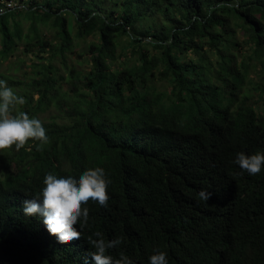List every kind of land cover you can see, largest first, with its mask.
I'll list each match as a JSON object with an SVG mask.
<instances>
[{
	"label": "trees",
	"instance_id": "trees-1",
	"mask_svg": "<svg viewBox=\"0 0 264 264\" xmlns=\"http://www.w3.org/2000/svg\"><path fill=\"white\" fill-rule=\"evenodd\" d=\"M9 1L20 7L0 12V79L25 100L10 114L35 116L49 139L0 151V264H93V232L119 237L107 253L134 264L154 250L168 264H264V167L233 163L264 153V0H0V10ZM90 167L104 169L109 198L82 205L80 238L58 241L22 213L45 173Z\"/></svg>",
	"mask_w": 264,
	"mask_h": 264
},
{
	"label": "clouds",
	"instance_id": "clouds-1",
	"mask_svg": "<svg viewBox=\"0 0 264 264\" xmlns=\"http://www.w3.org/2000/svg\"><path fill=\"white\" fill-rule=\"evenodd\" d=\"M24 103V97L17 95L5 80L0 79V151L13 145L19 150L29 139L38 141L37 150L47 143L49 138L38 118L30 117L23 111L10 114L15 106ZM233 163L242 172L255 175L264 167V153L238 152ZM107 185L105 171L101 167L86 168L78 175L45 173L38 194L24 199L21 211L25 216L41 218L44 226L55 234L58 241L78 239L88 220V208L82 205L92 200L100 206H106L109 198ZM197 195L206 202L212 193L201 189ZM74 225H78L79 230ZM86 242L92 249L88 255L93 264H134L123 252L117 258L107 253L108 249L121 244L119 237L106 241L100 232H93L86 237ZM87 260L85 256L84 264H87ZM148 264H168L166 253L154 250L148 257Z\"/></svg>",
	"mask_w": 264,
	"mask_h": 264
},
{
	"label": "rangeland",
	"instance_id": "rangeland-1",
	"mask_svg": "<svg viewBox=\"0 0 264 264\" xmlns=\"http://www.w3.org/2000/svg\"><path fill=\"white\" fill-rule=\"evenodd\" d=\"M9 2H11V1H9ZM10 4V3H9ZM13 5V4H12ZM92 38H89L88 40H91ZM81 44L83 45L84 44V42L83 41H81ZM82 45L81 46H79V47H76V51H79L81 48H82ZM79 53L78 52H76L75 54H74V56L72 57V58H74V59H82V57H79V55H78ZM86 65V63L84 64V66ZM83 66V67H84ZM15 66H12L11 68H10V70H13V68H14ZM80 67H82V66H80ZM9 69V67L7 66V65H5V66H1L0 67V72H6L7 73V70ZM30 70V69H29ZM19 73H22V72H19ZM252 100L253 101H256L257 100V95H255L254 97H252Z\"/></svg>",
	"mask_w": 264,
	"mask_h": 264
},
{
	"label": "built area",
	"instance_id": "built-area-1",
	"mask_svg": "<svg viewBox=\"0 0 264 264\" xmlns=\"http://www.w3.org/2000/svg\"><path fill=\"white\" fill-rule=\"evenodd\" d=\"M9 3H10V4H9ZM12 4H13V5H12ZM16 7H20V6H18L16 3L8 2V3H7V6L4 7V8H1L0 12H1V13H4V12H5V8H11V9H14V8H16Z\"/></svg>",
	"mask_w": 264,
	"mask_h": 264
}]
</instances>
